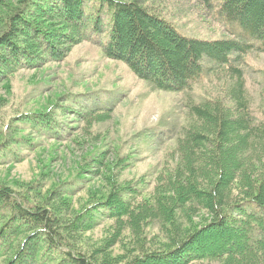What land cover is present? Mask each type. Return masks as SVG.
<instances>
[{
    "label": "trees",
    "instance_id": "obj_1",
    "mask_svg": "<svg viewBox=\"0 0 264 264\" xmlns=\"http://www.w3.org/2000/svg\"><path fill=\"white\" fill-rule=\"evenodd\" d=\"M99 1L109 10L105 41L99 39L104 33L100 13L88 16L92 25H86V0H16L0 17V83L19 70L60 62L84 41L102 45L107 58L124 62L161 90H188L208 73L223 72L231 83L220 98L189 107L191 121L177 140L183 162L163 182L171 193L150 201L153 211L136 199L140 188L114 185L112 194L64 222L58 207L23 202L0 185V264H101L75 245V237L105 220L136 230L144 221L169 226L171 250L143 252L128 264H264V110L261 119L251 110L241 66L245 54L264 52V0H221L219 15L229 27L236 24L239 35L217 39L181 33L140 0ZM19 119L52 139L70 132L50 113ZM18 156L12 143L0 145V164ZM173 208L182 213L203 209L212 218L187 235H176L179 214ZM20 243L28 250L23 256L15 246Z\"/></svg>",
    "mask_w": 264,
    "mask_h": 264
},
{
    "label": "rangeland",
    "instance_id": "obj_2",
    "mask_svg": "<svg viewBox=\"0 0 264 264\" xmlns=\"http://www.w3.org/2000/svg\"><path fill=\"white\" fill-rule=\"evenodd\" d=\"M140 1L187 36L217 39L239 35L236 24L235 28L229 27L219 15L221 0H211L212 7L202 0ZM14 6L16 0H0V17L5 18ZM106 6L99 0L85 2L89 28L92 22L88 16L100 13L103 18L104 33L99 37L103 41L109 29ZM2 24L0 19V32ZM241 66L251 110L261 119L264 52L245 54ZM230 83L223 72L208 73L188 90H161L137 77L124 62L107 58L102 45L81 42L62 61L19 70L0 83V145L12 143L15 152L21 154L0 164V185L22 196L19 199L23 202L58 207L64 222L112 194L114 185L140 188L136 199L153 211L155 206L149 205L150 201L171 193L169 184L163 182L183 162L177 140L191 121L189 107L220 98ZM27 113H50L70 132L57 140L36 134L19 119ZM175 211L179 214L175 233L181 236L201 228L212 218L203 209L191 213ZM139 224L136 230L128 224L122 228L116 220H105L77 235L75 245L101 264H128L143 252L174 247L169 239L172 232L167 231L169 226L162 228L157 221ZM15 246L22 256L28 253L27 248L21 249V243Z\"/></svg>",
    "mask_w": 264,
    "mask_h": 264
}]
</instances>
